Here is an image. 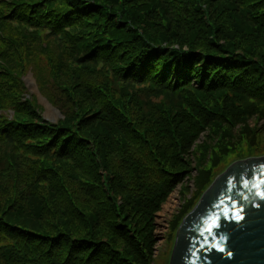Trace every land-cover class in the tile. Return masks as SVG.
I'll return each mask as SVG.
<instances>
[{
    "label": "rangeland",
    "instance_id": "1",
    "mask_svg": "<svg viewBox=\"0 0 264 264\" xmlns=\"http://www.w3.org/2000/svg\"><path fill=\"white\" fill-rule=\"evenodd\" d=\"M196 1L205 14L209 11L215 14L213 19L204 16L208 26L215 18L220 19L222 7L216 0ZM78 2L82 4V0ZM67 3V0H0V217L28 226L37 222V229L46 230L45 225L54 223L53 216L57 212L54 207L65 196L70 197L63 183L70 181L71 191L77 188L78 181L82 184L94 181L89 175H81L72 160L52 150L43 153L30 150V142L42 144L40 135L27 140L20 131H15L14 139H9L1 131L6 121L66 124L80 130L84 139L95 144L101 142L102 135L108 134L97 119L108 108L119 109L135 120L146 137L156 134L157 141H162L164 136L172 138L174 150L166 152L160 147L164 151L158 155L162 156L159 165L163 162V166L172 171L177 161L185 159L190 170L167 194L158 210L140 215L134 209L131 215L137 220H153L150 252L147 249L150 257L146 254L148 264H169L179 226L212 181L235 161L264 156V101L252 95L237 94L232 87L201 93L187 86L180 92L169 90L155 94L150 79L125 78L116 69L117 58L105 60L101 58L103 53L86 56L81 42L99 34L104 40L111 37L101 33L102 25H96L101 22L100 18L87 14L61 31H54L49 23L35 22L40 14L53 11L47 10L48 6L60 10ZM30 10H38L31 19L25 15ZM164 24L171 32L187 35H196L198 30L183 29L171 17H166ZM222 29L217 40L225 45L231 32L226 26ZM206 40L212 41L208 37ZM254 44L256 54L252 59L264 67V44ZM193 99L198 100L201 115L191 110ZM147 142L152 146L156 144L148 139ZM183 145L187 146L185 150ZM102 151L103 156L109 152ZM106 158L115 169V155L108 154ZM197 167L202 173H213L202 191L198 189V182H194L199 176ZM98 174L101 183L109 184L117 179L122 187L120 192L110 190L113 199L109 202L105 197L100 204L92 201L94 214L99 209L118 208L123 196L137 199L128 193L129 189L126 190L111 169L105 171L100 165ZM56 183L62 189L56 187ZM104 191L109 196L108 191ZM168 201L171 205L167 208L163 205ZM141 203L145 206V202ZM84 206L80 211L87 216L91 210L86 206L91 205ZM0 231L4 229L0 227ZM3 233L0 232V264H8L1 254L12 239ZM143 262L146 263L137 264Z\"/></svg>",
    "mask_w": 264,
    "mask_h": 264
},
{
    "label": "trees",
    "instance_id": "2",
    "mask_svg": "<svg viewBox=\"0 0 264 264\" xmlns=\"http://www.w3.org/2000/svg\"><path fill=\"white\" fill-rule=\"evenodd\" d=\"M67 1L60 10L48 6L47 10L53 11L40 14L35 22L49 23L54 31H61L84 15L100 18L101 22L96 25H102L101 33L111 37L104 40L99 34L81 42L86 56L103 53L101 58L105 60L117 58L116 69L125 78L150 79L155 94L169 90L180 92L187 86L201 93L232 87L237 94L252 95L264 101V67L252 59L256 54L254 43L264 44V0H216L222 7V15L210 26L204 16L213 19L215 14L210 11L205 14L196 0H82V4L78 0ZM37 11L30 10L25 15L31 19ZM166 17L175 19L183 29L197 28L196 35L171 32L164 24ZM223 26L231 32L225 45L217 40ZM207 37L212 41L206 40ZM198 103L193 99L191 110L201 115ZM97 120L108 134L102 135L101 142L95 144L84 139L80 130L66 124H38L33 120L3 124L1 131L11 140L15 131H20L27 140L40 135L42 144L30 142L29 146H33L30 150L39 153L52 150L72 160L81 175H89L94 180L84 181L86 184L78 181V192L77 188L69 191L70 181L63 183L70 197L65 196L54 207L57 210L54 223L45 225L46 230L37 229V222L28 226L0 217V227L4 229L0 232L12 239L1 254L8 264H137L141 261L148 264L153 220H137L131 215L134 209L140 215L158 210L167 194L190 172L187 161L180 159L172 171L164 167L163 162L159 165L162 156L158 155L163 149L174 150L172 138L164 136L162 141H157L156 134L146 137L135 120L119 109L108 108ZM147 139L156 141L155 146ZM182 148L185 150L187 146ZM103 149L109 151L105 156ZM108 154L117 158L115 169L106 158ZM100 165L105 171L111 169L126 190L129 189L128 193L137 199L123 196L118 208L99 209L94 214L92 201L100 204L105 197L109 202L113 199L110 190L120 192L122 187L117 179L109 184L101 183ZM202 172L198 171L199 176L194 180L200 191L213 174L212 171ZM55 186L62 189L59 183ZM84 205H91L86 206L91 210L87 216L80 211ZM98 222L101 224L97 225Z\"/></svg>",
    "mask_w": 264,
    "mask_h": 264
},
{
    "label": "water",
    "instance_id": "3",
    "mask_svg": "<svg viewBox=\"0 0 264 264\" xmlns=\"http://www.w3.org/2000/svg\"><path fill=\"white\" fill-rule=\"evenodd\" d=\"M171 254L169 264H264V156L235 161L212 181Z\"/></svg>",
    "mask_w": 264,
    "mask_h": 264
},
{
    "label": "bare ground",
    "instance_id": "4",
    "mask_svg": "<svg viewBox=\"0 0 264 264\" xmlns=\"http://www.w3.org/2000/svg\"><path fill=\"white\" fill-rule=\"evenodd\" d=\"M170 205H171V203L168 201L167 204L166 205H163V206H165V207L168 208V206H170Z\"/></svg>",
    "mask_w": 264,
    "mask_h": 264
},
{
    "label": "snow or ice",
    "instance_id": "5",
    "mask_svg": "<svg viewBox=\"0 0 264 264\" xmlns=\"http://www.w3.org/2000/svg\"><path fill=\"white\" fill-rule=\"evenodd\" d=\"M209 231H211V229H209Z\"/></svg>",
    "mask_w": 264,
    "mask_h": 264
}]
</instances>
